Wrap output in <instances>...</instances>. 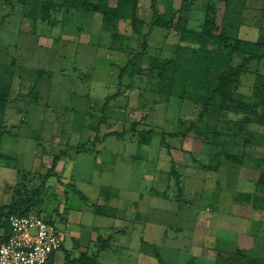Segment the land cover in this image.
<instances>
[{"label": "rangeland", "instance_id": "1", "mask_svg": "<svg viewBox=\"0 0 264 264\" xmlns=\"http://www.w3.org/2000/svg\"><path fill=\"white\" fill-rule=\"evenodd\" d=\"M73 1L0 0V85H10L0 151L12 157L0 158V205L20 178L13 195L43 192L46 214L64 184L73 195L64 210L92 206L108 187L124 231L101 264H173L175 254L192 264L199 247L227 252L206 264H264V212L242 200L264 195V123L219 112L215 92L248 55L234 40L264 37V0H135L137 26L107 22L101 8L117 0ZM156 12L173 24L154 26ZM258 83L264 60L251 61L235 96L257 103ZM56 155L62 166L51 171Z\"/></svg>", "mask_w": 264, "mask_h": 264}, {"label": "trees", "instance_id": "2", "mask_svg": "<svg viewBox=\"0 0 264 264\" xmlns=\"http://www.w3.org/2000/svg\"><path fill=\"white\" fill-rule=\"evenodd\" d=\"M101 2H108L109 0H100ZM136 1L135 0H117L115 6L111 5L109 8H104V6L101 8V12L103 15H106L107 22H112L113 18L117 17H122L124 16L127 19L131 20V23L133 26H137L139 23L137 20V14H136ZM72 6L74 7H85V6H91L89 1L85 0H77L73 1L71 3ZM110 5V3H109ZM130 5V6H129ZM97 11L99 10V7H95ZM95 9V10H96ZM31 13L32 15H35L34 9L31 8ZM35 17V16H34ZM36 20V18H35ZM154 26H159V27H169L171 24H173V19L170 16H167L166 12L164 13H154V19L151 22ZM221 35L225 37V33L222 31ZM222 39V38H221ZM224 39V38H223ZM234 49L244 53L248 54L244 61L242 62L241 65L238 66H231L224 70L223 74L217 78V81L219 85L217 86V89L215 92L221 96V102L218 104L216 107L219 112H224V111H234L236 113H245L247 116H254L258 118L259 123H264V113L262 116H259L257 114V109L260 107H263L262 109L264 110V83H258L260 88L256 89L257 92L255 93L256 96L258 97V102L254 104H249L246 101L237 98L235 96L234 90L238 87L241 76L245 73V70L251 63V61L257 60L261 61L264 60V37L261 36L257 41H249V40H241L238 37L234 40ZM231 52V51H230ZM230 52L228 54H230ZM126 71V70H124ZM260 78V77H259ZM257 85V86H258ZM256 86V87H257ZM9 92H10V85L5 84V85H0V105H5L6 102L9 99ZM111 96L107 97V100ZM244 120L247 121V118L244 117ZM5 130H3V126L0 123V140L4 135ZM117 133V132H116ZM97 140H100L99 137L97 136ZM84 148V145H79L76 147L77 152H79L81 149ZM263 150H264V144H263ZM12 158L8 154H4L0 151V158ZM61 158L60 155H56L54 157V162L51 170H55V166L59 159ZM258 188H260L261 192L264 193V171H262L261 176L259 181L257 182ZM38 197L41 196V193H37ZM242 200L245 202L250 203L251 209L253 212H264V195L263 196H254L251 194H244ZM32 199L31 202H29L27 199H18L14 203L5 205L3 207H0V218L4 215L7 216V221H8V216L10 214H19V215H28L32 214L33 208L35 202L39 203V200ZM36 215L42 217L43 219L53 222L46 216L41 214V211L37 210ZM263 221L264 218H261ZM8 223V222H7ZM9 227V225H8ZM8 236V234L5 235V237H2L0 239V243ZM105 249L104 244H101L98 247V250L94 255H89L87 253H82L81 256L77 259L70 260L67 262V264H95L97 254Z\"/></svg>", "mask_w": 264, "mask_h": 264}, {"label": "crops", "instance_id": "3", "mask_svg": "<svg viewBox=\"0 0 264 264\" xmlns=\"http://www.w3.org/2000/svg\"><path fill=\"white\" fill-rule=\"evenodd\" d=\"M71 147H73V146H70V148ZM82 150H84V148L81 149L79 152H77V150L75 149V151L77 153L82 152ZM61 166H62V162H61V160H59L55 166V169L57 170V168H61ZM51 169H53V168H50L49 170H51ZM51 171H53V170H51ZM20 180H21V178H20ZM20 180L18 181L19 185H18V188L16 189L18 194H19V186L21 185ZM17 183H15L12 187L11 186L9 187V185L6 187L7 189L4 190L5 194L3 197H4V199L8 198V199H6V202H8V203L2 204V205H0V207L14 203L16 200H18L20 198L23 199V197L21 195H18V196L13 195V191H15L14 188L17 187ZM70 185H71V182H69V186ZM61 188L65 190V184L62 185ZM103 188H102L100 194L99 193L93 194V196L96 198V200H95L96 203L95 202L92 203V206L89 203H85V207H83L81 205V206H79L80 207L79 210L75 209V208L72 209V207H70L72 205L69 202H65V205H66L65 210H64V208L61 207L62 200L69 201L73 197V195H69L66 192L64 193V190H63V193H61L60 195H58L54 199L55 205L53 206V209H51L50 212L47 211L48 214L44 213V211H43L44 209L42 207H40V203L43 200V197H42L43 192L40 196L39 203L35 202V200H37V199H35L33 201V202H35V204H34L35 208L33 209L35 212L37 210L38 211L40 210L41 214H43L44 216H46L47 218L52 220L55 224H56V221L58 220L59 222H61V224L64 227V229H62L64 234H65L64 244L60 250H57L55 253H53L51 255V257L49 258V260L46 264H67V262H69L70 260H74L76 258L78 259L82 253H87L90 256L94 255L96 253V251L98 250V247L101 244H104L105 249L101 250L97 254L96 261H95V264H101V262L99 260V256L102 255V253H103L102 251L110 249L109 245H110L111 237L112 236L117 237L118 235L121 236L122 232L124 231L123 229L120 228V226L117 225L118 221L115 222L116 218L118 217V216H116L117 215V209H116L117 207L114 206V204H113L115 202V199L112 197L111 193H109V192L107 194L106 193L103 194V191L107 190L108 187L106 189H103ZM73 190L76 191V188ZM0 191L2 192V188ZM10 191L12 193H10ZM79 195H81L82 199L84 200L83 203L89 200V198L85 194H83L81 191H80ZM93 204H95V205H93ZM63 207H65V206H63ZM250 211H251V209H250ZM241 215H243V214H241ZM212 216L216 217L217 214L216 215L213 214ZM102 218H103V220H102ZM134 218H136V217H134ZM120 220H121V218H120ZM259 220H261V218ZM123 222L125 224L127 222V220H124ZM263 222H264V220H263ZM8 229H9V227H8V223H7V216L4 215L0 218V239L2 237H5L6 234H9ZM67 231L71 233L70 234L71 240L68 243V245H66V250H62L65 248L64 245H65V242L67 239V235H66ZM245 233H248V232L246 231ZM141 234H142V232H141ZM142 243L143 244L140 246V248H143V246H144V242H142ZM148 244H154V242H152V240L151 241L149 240ZM217 245L221 246L222 243L220 244L218 242ZM222 252H224V254L227 253V252H225V250L218 251V253H217V251H216V253L215 252L213 253L210 248L199 247L197 250H191V253L188 252V255H190V257H193L192 259L195 260L193 262L194 264H195V262H197L199 264H206L209 261L210 262L218 261ZM168 256L169 255L166 254V256H162V258H161L160 254H159V259L164 260L166 257L168 258ZM173 257L174 258H173L172 263L177 264L180 260V255L175 254Z\"/></svg>", "mask_w": 264, "mask_h": 264}, {"label": "built area", "instance_id": "4", "mask_svg": "<svg viewBox=\"0 0 264 264\" xmlns=\"http://www.w3.org/2000/svg\"><path fill=\"white\" fill-rule=\"evenodd\" d=\"M7 222L9 234L0 243V264H46L64 244V232L36 214H10Z\"/></svg>", "mask_w": 264, "mask_h": 264}]
</instances>
